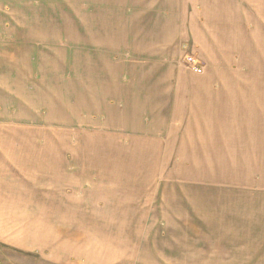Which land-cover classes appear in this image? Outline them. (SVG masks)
Segmentation results:
<instances>
[{"label": "rangeland", "instance_id": "obj_1", "mask_svg": "<svg viewBox=\"0 0 264 264\" xmlns=\"http://www.w3.org/2000/svg\"><path fill=\"white\" fill-rule=\"evenodd\" d=\"M0 19L10 27L21 21L16 13ZM184 40L170 46L166 60L122 54L91 61L80 45L0 44V264H264L256 221L264 192L253 187L256 179L264 182V170H256L255 158H214L215 173L191 176H215L228 189L201 195L173 171L171 158L127 155L146 133L120 131L129 118L115 115L109 93H100L103 108L90 100L87 85L99 79L101 89H111L112 77L103 74L115 69L128 86H168V108L163 103L158 110L168 114L172 142L184 113L177 98H188L191 88L205 91L194 94V116L216 138L228 131L230 102L250 122L261 117L264 131V60L243 59L246 46L205 54L191 35ZM215 87L227 88L217 94L216 110L208 108L207 92ZM201 159L206 164L208 157ZM214 195L217 229L209 222L195 232L182 227L188 222L178 220L180 200Z\"/></svg>", "mask_w": 264, "mask_h": 264}, {"label": "crops", "instance_id": "obj_2", "mask_svg": "<svg viewBox=\"0 0 264 264\" xmlns=\"http://www.w3.org/2000/svg\"><path fill=\"white\" fill-rule=\"evenodd\" d=\"M1 13H16L21 21L10 27L0 19V44L80 45L82 51H87L85 60L111 61L119 59L117 55L122 54L129 55L130 60H166L169 57L162 55L170 54V46L186 45L184 39L189 35L199 52L227 55L229 45H241L246 46L241 49L243 59L264 60V0H0ZM228 35L235 41L228 42ZM140 54L146 57H135ZM212 58L216 59L208 57ZM103 75L112 77V88L101 89L99 79L94 84H88L90 100L96 103L93 107L103 108L100 93H109L114 109H118L115 115L123 120L129 118L120 122V131H127L129 136L137 132L146 133L139 134L144 138L135 143V153L127 155L171 158L173 171L181 172L184 179L192 180L189 190H201V195L205 190L228 189V179L217 183L220 180L213 178L215 176L207 177L210 179L205 181L191 176L199 171L215 173L214 167L218 162L214 158L251 157L256 160V170H264L261 117L250 122L241 113H235L230 102L228 131L219 133L216 138L217 132L214 133V130L212 134L209 128L204 127L206 122L194 116L193 110L197 108L194 94L205 91L191 88L187 92L189 99L183 95L177 98L184 113L177 130L180 136L172 142L168 138L171 131L168 114L158 110L163 103L168 108V86L142 82L128 86L120 82L121 72L115 69L112 75ZM0 88H4L3 84ZM226 90L222 87L208 90L212 94L208 95L209 99L212 98L208 108H222L217 94ZM250 124H256V127ZM159 139L161 145H153ZM156 149L160 152H152ZM204 157H208L206 164L201 159ZM211 163L212 169L201 168L203 165L209 167ZM250 164H253L252 160ZM166 166L162 172L169 170L170 165ZM256 180L253 187L264 192V182ZM180 201L178 220L188 222L186 225L182 223V227L195 232L209 222L210 230L217 229L218 225L214 226L217 221L215 195L204 198L203 202L195 197H183ZM261 204L263 207L257 204L260 209L256 212V221L258 236L264 238V199ZM225 217L228 221V216Z\"/></svg>", "mask_w": 264, "mask_h": 264}]
</instances>
